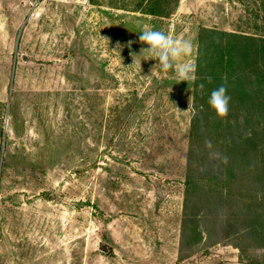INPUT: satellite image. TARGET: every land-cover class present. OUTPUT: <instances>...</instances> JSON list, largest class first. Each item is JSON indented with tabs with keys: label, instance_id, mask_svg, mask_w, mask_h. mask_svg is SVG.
Listing matches in <instances>:
<instances>
[{
	"label": "rangeland",
	"instance_id": "obj_1",
	"mask_svg": "<svg viewBox=\"0 0 264 264\" xmlns=\"http://www.w3.org/2000/svg\"><path fill=\"white\" fill-rule=\"evenodd\" d=\"M261 1L154 18L138 0H0V264H264L216 200L186 208L219 165L203 134L192 147L199 37L264 38ZM145 26L191 43L193 79L133 64Z\"/></svg>",
	"mask_w": 264,
	"mask_h": 264
},
{
	"label": "trees",
	"instance_id": "obj_2",
	"mask_svg": "<svg viewBox=\"0 0 264 264\" xmlns=\"http://www.w3.org/2000/svg\"><path fill=\"white\" fill-rule=\"evenodd\" d=\"M173 1L138 0L137 10L150 17L165 18ZM261 4L264 9V0ZM204 32L199 37L196 61L195 91L200 105L191 126V139L193 147L194 138L203 134L219 165L204 177L203 191L207 196L198 202L188 198L186 208L194 202V208L204 210L216 200L225 208L228 219L224 232L234 234L242 254L250 246L264 251V38ZM221 85L229 97L225 117H218L207 104L208 93ZM193 152L194 148L190 151L187 178L188 185L197 190L203 183L192 179ZM245 241L246 245L242 243Z\"/></svg>",
	"mask_w": 264,
	"mask_h": 264
},
{
	"label": "clouds",
	"instance_id": "obj_3",
	"mask_svg": "<svg viewBox=\"0 0 264 264\" xmlns=\"http://www.w3.org/2000/svg\"><path fill=\"white\" fill-rule=\"evenodd\" d=\"M138 39L146 47L141 48L139 55H133L132 59L140 56L153 58L156 63L152 69L158 68L162 72L173 70L175 78L180 83L194 78L193 66L190 63L181 62L182 58L188 56L191 52L192 46L189 41L171 38L163 31L155 30L150 26H145L141 30ZM119 47L117 45V49ZM201 88H203V85H201ZM207 104L218 117H225L229 104V97L226 94L225 86L221 85L212 89L208 93Z\"/></svg>",
	"mask_w": 264,
	"mask_h": 264
}]
</instances>
